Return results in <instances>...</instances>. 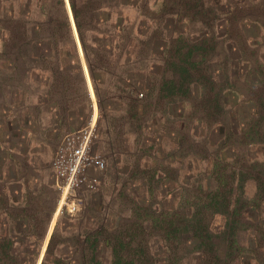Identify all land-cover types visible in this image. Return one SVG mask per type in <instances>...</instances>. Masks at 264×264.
<instances>
[{
	"label": "rangeland",
	"instance_id": "rangeland-1",
	"mask_svg": "<svg viewBox=\"0 0 264 264\" xmlns=\"http://www.w3.org/2000/svg\"><path fill=\"white\" fill-rule=\"evenodd\" d=\"M76 2L99 99L73 21L91 104L77 73L57 70L58 116L41 107L44 71L2 87L0 264H264V0ZM85 143L105 167L65 195L55 162Z\"/></svg>",
	"mask_w": 264,
	"mask_h": 264
},
{
	"label": "trees",
	"instance_id": "trees-1",
	"mask_svg": "<svg viewBox=\"0 0 264 264\" xmlns=\"http://www.w3.org/2000/svg\"><path fill=\"white\" fill-rule=\"evenodd\" d=\"M24 1L31 5V14L27 16H23L24 14L20 12L18 7L19 3H23ZM4 3L9 6L13 5L14 10H9L7 16H0L1 95L4 98L8 97L5 94L6 91L2 92V87L6 85L9 87V95H11L13 90L16 89L20 92L27 84H38L39 82L35 80L34 76H36V72L44 71L48 76L45 77V83H42L43 88L40 99L42 101L41 107L47 114L58 116L59 111L64 110L66 112L68 109L66 104L64 107L62 106L60 99L63 94L68 93V84H66V82L59 84L60 82L57 81L59 80L58 71H64L61 74V77L63 76L64 80H68L70 75L74 73H77L80 76L85 90L84 98L86 101L84 102L88 105L91 104L90 94L86 88L87 84L83 74L82 60L74 36L72 22L68 14L66 0H4ZM69 3L76 29L79 34L78 36L80 37V43L84 51L88 73L91 77L90 79L93 88L96 91L97 98L99 99L96 84V73L98 71L95 65L96 58L92 60L89 54V51H91V45H95L87 41V24L82 20L81 10L79 9L76 0H69ZM34 12L42 17L47 16L48 19L45 21L42 20L43 18L41 17L30 18L33 17L32 13ZM53 14H58V16H54ZM64 54L65 56L70 57L69 62L62 60ZM53 56L56 57L58 63L56 69L52 66ZM49 102L52 103L50 107L47 105ZM44 105H46L47 108H45ZM28 106H26L27 109ZM242 187L241 183L239 188L242 189ZM236 202H238V199ZM188 215L187 218L190 219L189 222H191L192 218L190 214ZM170 222L172 221L170 220ZM197 229L199 228L196 227V230ZM196 237L202 239L200 234H196ZM206 237L211 239V234H209V232L206 233ZM13 245V243H10V248L13 247ZM3 254L7 255L5 251H3ZM123 261H125L124 257L116 252L115 261L112 264H122ZM91 264L102 263L94 259Z\"/></svg>",
	"mask_w": 264,
	"mask_h": 264
},
{
	"label": "built area",
	"instance_id": "built-area-1",
	"mask_svg": "<svg viewBox=\"0 0 264 264\" xmlns=\"http://www.w3.org/2000/svg\"><path fill=\"white\" fill-rule=\"evenodd\" d=\"M88 144L79 146L70 145L68 149L55 162L54 169L56 172L57 186L65 191V195L72 190L81 188L87 183L86 172L90 167L104 169L105 164L102 160L88 156ZM96 183V180H90L89 186ZM71 213L77 211L76 204H66Z\"/></svg>",
	"mask_w": 264,
	"mask_h": 264
},
{
	"label": "bare ground",
	"instance_id": "bare-ground-1",
	"mask_svg": "<svg viewBox=\"0 0 264 264\" xmlns=\"http://www.w3.org/2000/svg\"><path fill=\"white\" fill-rule=\"evenodd\" d=\"M67 2H69V1L67 0ZM68 7H69V12H70V6H69V3H68ZM72 21H73V23H74V20H72ZM74 25H75V23H74ZM77 38H78V44H79V47H80V50H81V53H82V47H81V43H80L79 37H77ZM82 58H83V60H84L83 53H82ZM84 62H85V60H84ZM84 64H85V66H86V63H84ZM86 69H87V66H86ZM87 72H88V69H87ZM88 76H89V73H88ZM89 79H90V77H89ZM87 81H88V85H89V87H90L91 79H90V81L87 79ZM91 86H92V82H91ZM92 89H93V88H92ZM93 92H94V90H93ZM94 95H95V94H94ZM91 96H92V99H93L94 104H95V107H96V103H95V100H94V96L92 95V92H91ZM96 118H97V115H96V111H95V117H94V121H93V123L95 122ZM63 204H64V199L61 200V202H60V207H59L58 211L56 212L55 217L58 216V213H59V211H60V209H61V206H62ZM54 224H55V220H53V222H52V227H54ZM51 229H52V228H51Z\"/></svg>",
	"mask_w": 264,
	"mask_h": 264
},
{
	"label": "water",
	"instance_id": "water-1",
	"mask_svg": "<svg viewBox=\"0 0 264 264\" xmlns=\"http://www.w3.org/2000/svg\"><path fill=\"white\" fill-rule=\"evenodd\" d=\"M69 1V0H68ZM67 2V1H66ZM69 3V2H68ZM69 6H70V3H69ZM70 18H71V21L74 20V17H73V14H72V10H71V6H70ZM74 28H76V25H74Z\"/></svg>",
	"mask_w": 264,
	"mask_h": 264
}]
</instances>
